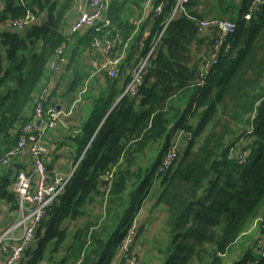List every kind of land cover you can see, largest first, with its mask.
Here are the masks:
<instances>
[{
    "label": "trees",
    "instance_id": "obj_1",
    "mask_svg": "<svg viewBox=\"0 0 264 264\" xmlns=\"http://www.w3.org/2000/svg\"><path fill=\"white\" fill-rule=\"evenodd\" d=\"M0 1V156L17 145L19 127L29 121L25 113L58 47L77 45L74 58L81 46L85 52L109 32L126 53L131 50V59L135 53V61L140 44L149 47L174 8V0H152L149 8V0H113L109 25L100 21L84 36H67L65 21L76 0ZM239 1L189 0L191 17L169 24L136 94H125L110 113L117 80L108 81L114 92L95 100L77 139L82 160L19 264H112L157 182L156 208L165 214L164 224L145 251L137 245V226L130 247L136 264H226L253 227L264 235V0L256 8L254 0L241 7ZM26 16L34 21L23 30L9 26ZM202 19L236 26L228 51L226 44L213 51L218 64L204 76L198 63L206 48L198 29ZM179 129L193 137L171 168L161 171ZM232 149L236 158L229 159ZM107 173L113 174L110 180ZM5 178L0 199L19 205L12 189L7 195ZM257 247L233 264H264Z\"/></svg>",
    "mask_w": 264,
    "mask_h": 264
},
{
    "label": "built area",
    "instance_id": "obj_2",
    "mask_svg": "<svg viewBox=\"0 0 264 264\" xmlns=\"http://www.w3.org/2000/svg\"><path fill=\"white\" fill-rule=\"evenodd\" d=\"M113 0H89L90 10H83L80 16L77 18L75 23L65 34L67 36L79 35L84 31H88L91 28L97 27L100 21L106 22V26L109 23L106 18V14L109 10L110 4ZM170 0H164L169 2ZM164 2L160 3L155 12L161 14L164 10ZM189 0H174V8L171 15L166 19L163 24V29L160 33L156 34L149 47L146 49L145 44L141 43L138 47L139 58L135 60L136 65L132 71L131 77L122 97L125 94H136L138 86L142 83V75L147 69L150 58L155 54L156 48L159 45L163 33L169 26V24L182 16L191 17L185 5ZM263 0H254L253 8L262 3ZM152 0L147 1V8L151 6ZM246 20L251 19L250 14H246ZM33 18L26 16L24 19L13 20L9 23V26L14 30H23L28 26ZM109 25V24H108ZM198 29L200 34H205L208 31L215 30L220 32L223 39L216 41V50L219 51L223 44L225 52L228 51V36L235 33L236 26L230 21L221 20H209L202 19L198 21ZM121 39L117 36H112L111 33L106 32L100 37H96L93 40L92 46L94 48H104L107 54L114 53L115 55L110 58L104 65V69L109 71L110 76H116V68L121 64L124 55L121 53ZM67 45H61L57 48L56 53L49 61L47 65V71H50L54 75L49 83H47L41 90L36 104L33 110V117L24 125L19 127V140L17 145L9 150L4 155L0 156V171L3 168H9L16 160L23 155L25 150H29L33 167L32 170L21 169L17 172L16 180L12 184V191L18 196L19 211L21 213L20 221L17 222L16 226L12 229L13 232L17 230L23 231V236L18 243L12 244L9 239H0V249L6 254L4 264H19L26 251V249L34 241L37 230L40 227L42 221L46 218L47 211L54 201L59 198L63 193L69 180L72 178L76 168L78 167L82 157L78 160L74 171L68 177L54 176L49 172L48 164L52 162V157L42 146L43 137L55 129L59 121V111L56 107L48 106V99L55 89V79H57L68 65L69 60L66 56ZM145 51V54H143ZM218 64V55L211 49L203 55V67L204 72L213 68ZM202 76L205 74L202 72ZM193 137L191 132L179 129L176 131L172 145L166 152L161 171H168L173 165L174 161L178 157L181 151V142ZM235 150L232 149L228 155L229 159L236 158ZM246 155V154H245ZM113 177L112 173L105 175L106 180H110ZM138 226L137 221L132 225L128 231L123 243L119 248V252L122 255L120 264H136L137 255L135 252L130 250L131 245L135 241L136 228ZM261 254H264V245L260 246Z\"/></svg>",
    "mask_w": 264,
    "mask_h": 264
},
{
    "label": "crops",
    "instance_id": "obj_3",
    "mask_svg": "<svg viewBox=\"0 0 264 264\" xmlns=\"http://www.w3.org/2000/svg\"><path fill=\"white\" fill-rule=\"evenodd\" d=\"M204 1V0H203ZM90 10L89 0H76L75 6L67 15L65 21L64 32H68L71 26L75 23L77 18L80 16L83 10ZM4 10V4L0 1V13ZM86 31L81 33L84 36ZM80 36V37H81ZM201 38L204 39L206 48H203L201 55H199V66L200 71L203 73V54L207 52L209 47L212 51L216 50V41L222 40L223 36L220 32H215V30L208 31L205 34H200ZM214 40L212 46L208 43ZM224 45V44H223ZM77 45L73 43H68L67 47V57L68 65L63 71L61 79H55V89L48 99V106L56 107L59 111V121L55 129L48 132L42 139V146L51 155L52 162L49 169L50 173L54 176L58 175L61 177H68L75 169L77 165V139L81 136L83 127L86 124L89 116L91 115L94 107V102L101 95L105 94L107 91L111 90L114 92L113 87H110L108 81L117 80L116 95L114 98L115 103L109 110V113L113 110L114 106L119 102L127 82L129 81L132 71L136 65L134 61V55L131 59V50L125 49L123 52L124 58L121 64L116 68V76L112 77L108 70L104 69V65L107 61L112 58L115 54H107L104 48H91L84 52V47L79 48L80 57L76 59L79 55L76 52L74 58V50ZM208 47V48H207ZM222 47V46H221ZM88 55V56H87ZM85 56H87L85 58ZM54 79V75L47 71L43 80L41 81L40 87L36 94L34 95L32 101L30 102L25 115L27 119L33 117V110L36 104V100L41 93L42 88ZM199 118L191 119L190 125L196 126L198 124ZM188 142L186 140L181 142V150L187 147ZM33 162L29 150H25L23 155H21L16 162L9 168H3L0 171V181L5 180V176H9V182L5 181L8 185L5 191L8 195L11 194V186L16 180L17 170H32ZM154 188L159 189L158 194L156 191L152 190L149 194L147 200L143 205L141 214L138 217V227L142 229V232L137 239V245L141 246L143 240L146 239L147 233L153 229H157L158 223L162 220L164 221V215L159 209L156 208L157 197L160 193L161 187L157 182ZM4 198L0 199V239H9L10 243L15 244L20 241L23 236L22 230H17L15 232L12 229L16 226L17 222L20 221L21 213L19 211V205L11 204ZM18 201V200H17ZM242 241L237 242V249H233L232 252L236 251L234 256V261L239 259L247 248H256L264 245V235L253 227V229L246 234ZM257 247V248H258ZM63 248L61 249L62 255L64 254ZM6 255L2 249H0V264H4ZM122 260V255L119 250L116 251L112 264H120ZM229 263V264H233Z\"/></svg>",
    "mask_w": 264,
    "mask_h": 264
},
{
    "label": "rangeland",
    "instance_id": "obj_4",
    "mask_svg": "<svg viewBox=\"0 0 264 264\" xmlns=\"http://www.w3.org/2000/svg\"><path fill=\"white\" fill-rule=\"evenodd\" d=\"M109 24V23H108ZM107 24V25H108ZM119 38V37H118ZM120 50L122 51L123 50V48H122V46H121V48H120ZM66 52H67V50H66ZM123 53V52H122ZM66 56H67V53H66ZM88 56V55H87ZM87 56H85V58L87 57ZM80 57V55H78V56H76V59H78ZM67 59H68V57H67ZM62 74H63V72H62ZM62 74L57 78L58 80H60L61 79V76H62ZM54 91V90H53ZM248 130H249V128H248ZM247 130V131H248ZM249 139H244V144L246 143V141H248ZM244 146V145H243ZM44 148V147H43ZM46 151V150H45ZM153 190L154 191H156L155 192V194H152V196H156L157 194H158V190L159 189H156V188H153ZM98 205V204H97ZM97 205H95V206H97ZM165 216V215H164ZM163 224H164V221H160L159 223H158V227H157V229H153V230H151L149 233H147V235H146V239L145 240H143V242L141 243V246H142V248H143V250L145 251V248H146V245H147V242H149V240H151L154 236H159V234H160V232H161V229H162V227H163ZM240 241H242L241 239L239 240V242ZM235 249H237V244L235 245V247H234ZM141 253H143L142 251H141ZM235 253H236V251L234 252H231L227 257H226V264H229V263H232L233 261H234V256H235ZM62 255V253L61 254H59V255H57V257H60Z\"/></svg>",
    "mask_w": 264,
    "mask_h": 264
},
{
    "label": "water",
    "instance_id": "obj_5",
    "mask_svg": "<svg viewBox=\"0 0 264 264\" xmlns=\"http://www.w3.org/2000/svg\"><path fill=\"white\" fill-rule=\"evenodd\" d=\"M244 2H245V0H240L239 1V6L241 7Z\"/></svg>",
    "mask_w": 264,
    "mask_h": 264
}]
</instances>
